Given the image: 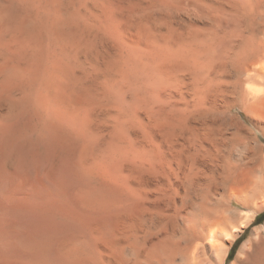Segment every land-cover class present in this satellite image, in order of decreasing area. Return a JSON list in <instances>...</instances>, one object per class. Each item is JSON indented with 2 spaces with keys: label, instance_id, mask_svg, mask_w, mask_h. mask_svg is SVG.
<instances>
[{
  "label": "clouds",
  "instance_id": "obj_1",
  "mask_svg": "<svg viewBox=\"0 0 264 264\" xmlns=\"http://www.w3.org/2000/svg\"><path fill=\"white\" fill-rule=\"evenodd\" d=\"M0 264H264V0H0Z\"/></svg>",
  "mask_w": 264,
  "mask_h": 264
}]
</instances>
